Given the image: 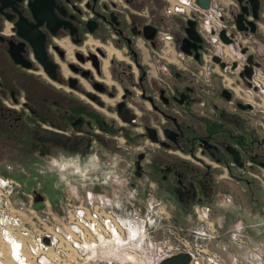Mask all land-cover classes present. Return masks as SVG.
I'll list each match as a JSON object with an SVG mask.
<instances>
[{
    "label": "flooded vegetation",
    "instance_id": "flooded-vegetation-1",
    "mask_svg": "<svg viewBox=\"0 0 264 264\" xmlns=\"http://www.w3.org/2000/svg\"><path fill=\"white\" fill-rule=\"evenodd\" d=\"M224 3L209 0L203 8L196 0H0V95L20 100L27 110L12 105L9 118L0 112V131L18 142L24 138L28 145L17 143L19 148L39 157L59 147L76 155L77 165L96 171L88 177L93 188L104 176L119 178L140 196L154 192L188 209L219 190L231 191L228 180L255 195L264 177V110L256 101L264 86L254 80L256 69L264 71V0ZM208 12L218 21L213 24ZM89 18L96 21L92 30L85 25ZM187 19L194 20L195 41L184 32ZM236 19L244 28H237ZM16 21L33 26L34 40L42 36L53 78L17 33ZM145 24L151 27L144 31ZM249 55L251 74L244 79L239 72ZM64 84L74 90L64 91ZM117 132L124 141L121 155L113 154ZM97 152L111 160L97 156L92 167L88 155ZM107 164L111 174L97 169ZM152 181L156 188L149 187Z\"/></svg>",
    "mask_w": 264,
    "mask_h": 264
},
{
    "label": "rangeland",
    "instance_id": "rangeland-1",
    "mask_svg": "<svg viewBox=\"0 0 264 264\" xmlns=\"http://www.w3.org/2000/svg\"><path fill=\"white\" fill-rule=\"evenodd\" d=\"M175 19L181 20L180 16ZM262 28L264 30V26ZM244 42L250 44L248 41ZM107 47L111 50L109 46ZM66 49L68 57L72 58L73 44L68 42ZM180 55L183 56V53L177 51L178 58ZM175 63L179 68L183 65L181 59L175 60ZM65 69V74H68V69ZM40 71L42 75H46L42 69ZM262 73L264 71L256 69L254 80L260 79L264 86ZM50 83L61 88L57 81L50 79ZM73 90L64 84V91ZM257 94L262 97L256 98L257 107L264 110V93L258 91ZM19 101L13 103L8 94L0 95V112L5 116L1 115V118L10 117L8 112L12 111V105L27 112L26 107L20 105ZM261 114L264 115L263 112ZM6 124H1V128L4 129ZM115 135L118 137H112L116 152L113 154L121 155L124 150L123 136L118 132ZM49 138L54 140L57 137L50 135ZM24 142H26L24 138L18 142L11 139L6 131H0V175L12 179L8 214H19L26 224L30 223L32 227L41 225L44 226L43 229L54 232L55 224L58 223L60 216L66 214L67 208L71 204L83 203L87 199L85 197L87 191L93 189L91 195L88 193V199L99 204V207L102 205L105 209H111L113 213L122 216L132 214V209L135 208L144 221L142 226L144 236L139 237V240L136 237L140 233V225L137 227L138 231L130 227L127 233L119 226L122 232L124 231V239H127L125 243L120 244L116 241L117 238L106 240L105 237L108 236L103 235L99 238L104 239L102 242L97 240L95 254L98 252V255H90L91 244L83 254L77 250L73 253L72 249H66L67 255L61 256L51 255L55 248L50 247L47 249L50 254L47 264H94L106 257H112L118 262L123 256L122 253L128 254L137 250L142 255V263L150 264V260L158 256L157 247L163 243L171 246V252L190 251L192 260L188 264H264V177L261 181L257 180L255 195L244 194L236 184V191L219 190L218 195L210 197L211 200L188 209L154 192L140 196L136 194L135 187L119 178L109 180L104 176L105 181L93 188L91 186L93 182L88 177L96 171L89 174L88 165H77L76 155L69 156L67 151L64 154L62 147H59L58 153L51 150L39 157L40 153L37 151L19 148L17 143L28 145L27 142L23 144ZM68 143L72 144V140L69 139ZM95 143L100 146L99 142ZM133 148L130 150H134ZM88 156V162H91L92 167L94 161L100 162L97 156L111 160L98 152L90 153ZM97 169H100L101 173L111 174L109 164ZM149 187L156 188L155 183L152 181ZM251 208L252 210L255 208L256 211H252ZM86 231L89 232L87 229ZM13 232L16 231L12 224L3 226L0 223V264L21 262H17L15 248L12 249V245H15ZM18 251L19 256L26 259L23 260L25 264H40L36 257L32 258L29 255L24 244L19 245Z\"/></svg>",
    "mask_w": 264,
    "mask_h": 264
},
{
    "label": "built area",
    "instance_id": "built-area-1",
    "mask_svg": "<svg viewBox=\"0 0 264 264\" xmlns=\"http://www.w3.org/2000/svg\"><path fill=\"white\" fill-rule=\"evenodd\" d=\"M193 4L194 7L197 8L194 2ZM176 5L178 8L183 7L180 1H177ZM210 9L213 8L211 7L208 10ZM208 14L213 24L218 21V17L213 12H208ZM11 183L12 179L0 175V223H2L3 226L12 224V228L16 231L13 232L15 236V245H12V249L15 248V256L20 255L18 251L19 245L24 244L32 258L36 257V260L40 264H47L48 255H50L47 249L50 247L55 248V251H53L51 255L61 256L67 255L66 249H72L73 253L77 250V252L83 254L86 248H90L91 244L90 255H98V252L95 254L97 240L102 242L104 239L99 238H102L103 235L108 236L105 237L106 240L117 238L116 241L120 244L125 243L127 239H124V231L127 233V229L130 227H134L135 230L138 231L139 229L137 227L140 225V233L136 239L139 240V237L143 238L144 236V227H142L144 226V221L137 209L133 208L132 214H128V216L115 214L111 209H105L102 205L99 207V204L89 200V191L85 194L87 199L83 203L71 204V206L67 208L66 214L60 216L58 223L55 224L54 232L43 229L44 226L41 225L32 227L30 223L28 225L23 222V219L20 217L21 215H11L7 212L9 211L10 195L12 193ZM45 201L46 200H44V203ZM119 226L124 229L123 232ZM86 229L89 232H87ZM44 232L46 235H43ZM44 238H46L47 241H45ZM91 238L96 239L92 242ZM87 241L90 243L88 244ZM61 244H65L66 246H61ZM87 244L88 246L86 247ZM170 250V245H165L163 243L162 246H158V256L154 260L151 259L150 264H156L161 258L176 253V251L171 252ZM122 255V258L118 262H115L112 257H106L101 262H95L94 264H143L141 259L142 255L139 253V250L136 252L132 251V253L128 254L122 253ZM20 258L26 260L24 257H19L18 259ZM19 261L20 260H18V262Z\"/></svg>",
    "mask_w": 264,
    "mask_h": 264
},
{
    "label": "water",
    "instance_id": "water-1",
    "mask_svg": "<svg viewBox=\"0 0 264 264\" xmlns=\"http://www.w3.org/2000/svg\"><path fill=\"white\" fill-rule=\"evenodd\" d=\"M250 1L255 3L256 0H250ZM196 2L203 8H207L209 5V0H196ZM253 6H254V4H253ZM253 8L255 10V7H253ZM235 22H236V26L238 29L244 28V26H241L239 19H236ZM245 22L246 23H252V21L248 20V19H246ZM85 25H86L88 30H92L94 27L97 26L96 21L92 18H89L85 22ZM16 26H17V33L29 41V43L32 47V50H33L34 57L37 59V61L39 63H41L43 65L44 69L49 74V76L51 78H53L54 77V73H53L54 63L45 58L46 55L44 53L45 51H44L43 45H42V41H43L42 36L38 35L37 39L34 40V38L32 37V34L29 33L30 30H34L33 26L31 29H29L28 27L21 25L20 21H16ZM149 27H151V26L148 24H145V25H143L142 28L145 31ZM252 29H253V25L251 26L250 30H252ZM184 32L186 33V36L189 39H192L194 41L199 39L198 34L196 33V30L194 28V20H192V19L186 20V26L184 27ZM219 35L223 41L229 40L227 38V36H225L224 30H221L219 32ZM145 37L150 38L151 35L146 34ZM251 64H252V60H251V56L249 55L247 57V64H244L243 69L239 72V76L241 78H244V79L250 78ZM152 138L154 139V137H152ZM44 240L47 241L46 238H44ZM191 260H192L191 253L188 251L182 250V251H178L176 253H173L169 256L161 258L156 264H188Z\"/></svg>",
    "mask_w": 264,
    "mask_h": 264
},
{
    "label": "crops",
    "instance_id": "crops-1",
    "mask_svg": "<svg viewBox=\"0 0 264 264\" xmlns=\"http://www.w3.org/2000/svg\"><path fill=\"white\" fill-rule=\"evenodd\" d=\"M229 1L230 0H224V2H225L224 4L225 5H228L229 4ZM226 183L232 186V187H230L232 190H235L236 191L235 185H236L237 182L235 183V181H233V180H228V181H226ZM237 185H239V187H241L240 184H237ZM242 203H243V200H242ZM251 210H252V208H251ZM252 211H256V209L254 208Z\"/></svg>",
    "mask_w": 264,
    "mask_h": 264
},
{
    "label": "bare ground",
    "instance_id": "bare-ground-1",
    "mask_svg": "<svg viewBox=\"0 0 264 264\" xmlns=\"http://www.w3.org/2000/svg\"><path fill=\"white\" fill-rule=\"evenodd\" d=\"M106 223H107V222H106ZM105 225H106V224H105ZM19 257H20L19 255H16V256H15V258H17V259H16V260H17V262H18V260H20L22 264H25V263L23 262V260H21V258H20V259H18ZM18 263H19V262H18ZM19 264H20V263H19Z\"/></svg>",
    "mask_w": 264,
    "mask_h": 264
}]
</instances>
